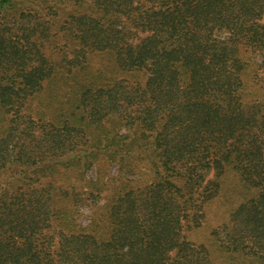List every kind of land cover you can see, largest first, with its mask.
Returning <instances> with one entry per match:
<instances>
[{"label":"trees","instance_id":"1","mask_svg":"<svg viewBox=\"0 0 264 264\" xmlns=\"http://www.w3.org/2000/svg\"><path fill=\"white\" fill-rule=\"evenodd\" d=\"M263 17L264 0H0V264H216L184 230L227 172L239 199L212 240L264 264ZM102 155L120 183L98 213L101 186L59 176Z\"/></svg>","mask_w":264,"mask_h":264},{"label":"rangeland","instance_id":"2","mask_svg":"<svg viewBox=\"0 0 264 264\" xmlns=\"http://www.w3.org/2000/svg\"><path fill=\"white\" fill-rule=\"evenodd\" d=\"M57 20L56 26H60L64 20V14L60 12L55 18ZM264 23V17L262 19ZM58 50H55V55H57ZM68 53V52H67ZM88 71L97 72L101 74H107L110 76V63L111 59L106 55V53L95 52L88 56ZM258 59V57H255ZM106 70V71H105ZM257 82L251 83L249 87V92L255 95L259 100H264V72L259 70ZM68 83V81H67ZM46 94V93H45ZM65 168V169H64ZM141 169L139 173H127V179L138 182L141 186L150 183L149 174L145 172V169ZM62 171L68 172L70 167H62ZM64 173V176L60 175V180L64 178H70L68 181L73 183L80 192L82 197L87 196V188L90 184L95 183L99 187L101 198L98 203V213H101L103 208H101L108 197L114 192L115 185H118L120 173L116 163L106 162L105 157L102 155L97 157L93 164L89 168H86L85 173L82 175H71L70 173ZM62 178V179H61ZM147 182V183H146ZM239 183L238 177L232 173L227 172L222 176V191L220 195L211 200L205 205L204 218L199 226L185 229L184 236L187 241L192 242L196 245H203L207 248V253L210 259L216 264H242L243 261L235 253L229 251H224L219 246H217L212 240V231L215 228H222L229 221V216L231 212V207L228 200L232 199L238 200V193L235 192L236 186ZM238 198V199H237ZM79 214H77V221L81 223H87V215L91 212L92 208L87 205H81L79 207ZM82 212V213H81Z\"/></svg>","mask_w":264,"mask_h":264}]
</instances>
